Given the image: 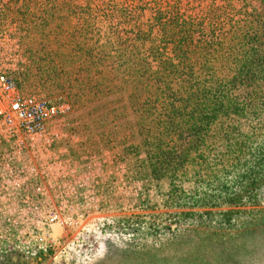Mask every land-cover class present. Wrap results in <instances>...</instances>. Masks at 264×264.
Returning a JSON list of instances; mask_svg holds the SVG:
<instances>
[{
	"label": "rangeland",
	"instance_id": "rangeland-1",
	"mask_svg": "<svg viewBox=\"0 0 264 264\" xmlns=\"http://www.w3.org/2000/svg\"><path fill=\"white\" fill-rule=\"evenodd\" d=\"M174 11L193 25L187 35L197 46L222 42L208 50L218 59L252 55L250 41L232 43L230 30L264 23V0H0V76L26 98L68 105L67 118L39 144L0 136L3 153L23 144L33 157L20 169L0 168V264H79L76 255L95 245L101 251L89 264H264V179L242 203L179 208L133 149L140 115L127 79L137 60L127 41L143 51L149 79L168 67L162 61L179 64L172 41L185 36L156 20L168 23ZM195 49L185 50L192 57ZM196 61L180 69L199 70ZM225 62L206 65L240 68ZM173 102L153 107L167 114ZM258 112L264 123V101ZM258 133L254 145L264 138ZM42 159L59 165L34 168Z\"/></svg>",
	"mask_w": 264,
	"mask_h": 264
},
{
	"label": "trees",
	"instance_id": "trees-1",
	"mask_svg": "<svg viewBox=\"0 0 264 264\" xmlns=\"http://www.w3.org/2000/svg\"><path fill=\"white\" fill-rule=\"evenodd\" d=\"M172 14L174 17L168 23L162 22L166 16L156 20L163 28L185 36L172 41V51L180 54H177L179 64L173 59L162 61L160 65L168 67L160 70L155 79L148 78L149 62L140 60L143 51L136 40L127 41L133 47L132 58L137 60L132 63L133 72L127 79L133 89L134 112L140 115L132 129L133 140L139 141L134 142L133 149L143 154L142 161L151 170V177L169 184L168 195L177 199L179 208H216L226 203H242L245 193L254 197L253 190L251 193L247 188L257 187L264 179V138L254 145L260 137L258 131L264 130L258 115L264 101V54L259 55L264 52V23H238L232 28V43L250 41L247 45L250 44L252 55H230L226 60L208 51L215 50L222 42L197 46L200 40L187 35L193 25L179 12ZM187 46L196 48L192 57L185 50ZM195 56L199 70L180 69L186 59ZM200 56L203 60L199 62ZM220 60L223 64L224 61L236 63L240 68H207L206 64ZM257 65L261 68H253ZM162 98L174 101L167 114L158 113L153 107ZM230 174H235L236 184L228 181Z\"/></svg>",
	"mask_w": 264,
	"mask_h": 264
},
{
	"label": "built area",
	"instance_id": "built-area-1",
	"mask_svg": "<svg viewBox=\"0 0 264 264\" xmlns=\"http://www.w3.org/2000/svg\"><path fill=\"white\" fill-rule=\"evenodd\" d=\"M67 113L68 105L57 104L44 99L26 98L20 94L12 78L0 76V127L8 129L6 132L0 131V136L10 137L16 145L24 143V138L27 142L33 143L34 141L39 144L37 139L52 134L55 122L63 118L66 119ZM29 150L32 151L31 147H23V144L5 147L4 153L3 147L0 148V168L5 166L18 168L23 160H33ZM5 155L10 157L8 158L10 161H6ZM42 160V162H32L34 163L33 167L54 168L59 165L53 161L47 162V159ZM65 177L68 176L65 175ZM33 198L31 197V199ZM55 218L57 215L51 219L54 220ZM99 231L102 233L103 228L99 227ZM100 251L101 245H95L87 249L85 255H76V261L79 264H89Z\"/></svg>",
	"mask_w": 264,
	"mask_h": 264
}]
</instances>
